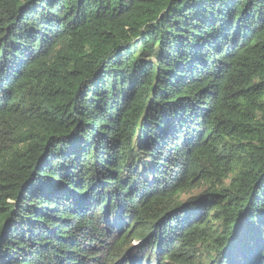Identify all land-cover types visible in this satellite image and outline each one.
I'll list each match as a JSON object with an SVG mask.
<instances>
[{
    "label": "trees",
    "instance_id": "1",
    "mask_svg": "<svg viewBox=\"0 0 264 264\" xmlns=\"http://www.w3.org/2000/svg\"><path fill=\"white\" fill-rule=\"evenodd\" d=\"M0 264H264V0H0Z\"/></svg>",
    "mask_w": 264,
    "mask_h": 264
}]
</instances>
